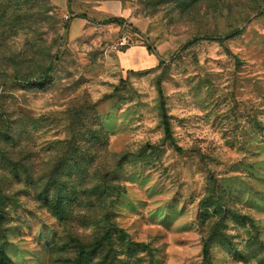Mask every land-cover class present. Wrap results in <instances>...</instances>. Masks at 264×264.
Segmentation results:
<instances>
[{"label": "rangeland", "instance_id": "obj_1", "mask_svg": "<svg viewBox=\"0 0 264 264\" xmlns=\"http://www.w3.org/2000/svg\"><path fill=\"white\" fill-rule=\"evenodd\" d=\"M205 246L264 264V0H0V264Z\"/></svg>", "mask_w": 264, "mask_h": 264}, {"label": "trees", "instance_id": "obj_2", "mask_svg": "<svg viewBox=\"0 0 264 264\" xmlns=\"http://www.w3.org/2000/svg\"><path fill=\"white\" fill-rule=\"evenodd\" d=\"M120 23H123V19H120V18H117V19H114ZM213 36H206L205 38L207 39H211ZM198 39V38H196ZM53 69V65H50L46 72L40 76V79H49L51 77V71ZM163 109H164V112H163V124H164V127H165V133H166V138L168 140H171L172 142H174V137H173V133H172V127H171V121L169 119V116L168 114L166 113L165 111V103H163ZM108 237H110V235H108ZM204 260H205V263L206 264H211V260H210V252H209V247L208 246H205L204 247Z\"/></svg>", "mask_w": 264, "mask_h": 264}, {"label": "built area", "instance_id": "obj_3", "mask_svg": "<svg viewBox=\"0 0 264 264\" xmlns=\"http://www.w3.org/2000/svg\"><path fill=\"white\" fill-rule=\"evenodd\" d=\"M132 40H133L132 38L127 36L120 37L116 42L112 44L111 48L112 50L120 51L122 49L129 47L132 43Z\"/></svg>", "mask_w": 264, "mask_h": 264}]
</instances>
